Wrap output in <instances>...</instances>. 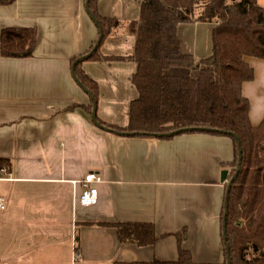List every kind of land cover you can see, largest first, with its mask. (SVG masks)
<instances>
[{"label":"crops","instance_id":"0c3cea01","mask_svg":"<svg viewBox=\"0 0 264 264\" xmlns=\"http://www.w3.org/2000/svg\"><path fill=\"white\" fill-rule=\"evenodd\" d=\"M97 11L122 24L108 35L100 54L79 69L98 87L96 116L91 97L73 76V64L88 54L99 30L86 0H15L0 4L4 28H35L32 55L0 54V159H9L0 180L6 208L0 210V264H145L178 258L176 233L195 264H224L222 213L235 158L230 136L206 132L162 138L125 135L138 97L132 82L136 35L125 26L140 17L142 0H96ZM259 3V0H258ZM264 7V6H263ZM214 23L181 24L183 53L196 60L211 54ZM113 58V59H112ZM117 58V59H114ZM254 79L242 94L254 126L264 119V60L247 57ZM76 72V71H75ZM95 171L96 204L79 202L80 183ZM230 178V176H229ZM153 223V246L122 244L115 227L102 223Z\"/></svg>","mask_w":264,"mask_h":264},{"label":"trees","instance_id":"16d2710c","mask_svg":"<svg viewBox=\"0 0 264 264\" xmlns=\"http://www.w3.org/2000/svg\"><path fill=\"white\" fill-rule=\"evenodd\" d=\"M14 1L0 0V4ZM89 6L102 30L100 44L89 59H111L101 56L100 47L122 23L100 15L96 0L90 1ZM192 22L215 24L212 52L199 60L181 51L178 36L179 26ZM125 26L136 35L131 58L137 63L132 82L138 97L131 103L127 126L104 125L131 135L152 136L189 129L182 133L232 137L235 158L229 176L234 180L228 206L224 202L222 213L224 222L227 211L224 264H228L227 249L230 264H264V119L257 126L251 123L250 102L242 94L243 84L254 79V70L246 58L264 60V7L258 0H142L139 19ZM37 40L35 28H4L0 54L30 57ZM75 71L97 101V84L78 65ZM88 109L92 112L93 101ZM200 127L213 130L194 129ZM230 133L237 135L242 150L238 173V140ZM10 167L9 159H0V168L9 171ZM102 225L115 227L122 244L148 247L160 239L153 223ZM175 235L179 241L176 260L154 259L145 264H195L191 251L182 246L186 231Z\"/></svg>","mask_w":264,"mask_h":264},{"label":"water","instance_id":"95a60500","mask_svg":"<svg viewBox=\"0 0 264 264\" xmlns=\"http://www.w3.org/2000/svg\"><path fill=\"white\" fill-rule=\"evenodd\" d=\"M90 1L92 0H86V9H87V12L90 14L91 18L94 20L98 30H99V35H98V38H97V42L94 44L93 48L91 49V51L84 55V56H81L79 58H77L73 64V76L75 78V80L78 82V84L81 86V88L91 97L92 101H93V109H92V120L95 124H97L98 126H101V124L99 123L98 119H97V116H96V111H97V101L95 100V97L94 95L92 94V92L80 81V79L78 78V76L76 75V72H75V69H76V66L88 59L98 48L99 44H100V41L102 39V30H101V27L98 23V21L96 20L94 14L92 13V10L90 9V6H89V3ZM104 128L106 129H111L109 127H106V126H103ZM196 130H200V131H211L213 129L211 128H194ZM114 130V129H113ZM186 130H189V129H179V130H175V131H172V132H169V133H165V134H152V136H156V137H161V136H167V137H172V136H175V135H178ZM115 131V130H114ZM120 134H125V135H129L130 133H127V132H119ZM233 137H235V139L238 140V147H239V162H238V167H237V172L239 171L240 169V162H241V158H242V150L240 148V143H239V138L237 137V135H235L234 133H230ZM221 180L224 182L226 181L227 182V191H226V195H225V207L227 208L228 206V195H229V191H230V188H231V185L233 183V180H234V177L232 178H229V172L227 170H224L221 174ZM226 215H227V211L225 210V214H224V218H223V238L226 239ZM227 253H228V264H230V259H229V250L227 249Z\"/></svg>","mask_w":264,"mask_h":264},{"label":"built area","instance_id":"2783aa9c","mask_svg":"<svg viewBox=\"0 0 264 264\" xmlns=\"http://www.w3.org/2000/svg\"><path fill=\"white\" fill-rule=\"evenodd\" d=\"M8 175V170L6 168H0V180L4 178V176ZM102 182V177L99 173L95 171L88 172L84 178L78 182L82 186V192L79 196V202L83 206H90L96 204L98 200V190L95 186L96 184ZM6 208V198L2 194H0V210H4Z\"/></svg>","mask_w":264,"mask_h":264},{"label":"rangeland","instance_id":"374dc122","mask_svg":"<svg viewBox=\"0 0 264 264\" xmlns=\"http://www.w3.org/2000/svg\"><path fill=\"white\" fill-rule=\"evenodd\" d=\"M259 4H260L261 6H264V0H259Z\"/></svg>","mask_w":264,"mask_h":264}]
</instances>
